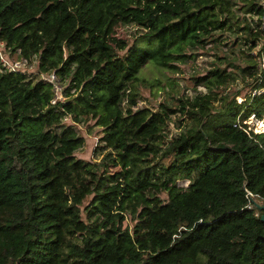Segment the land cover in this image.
<instances>
[{
  "label": "trees",
  "instance_id": "1",
  "mask_svg": "<svg viewBox=\"0 0 264 264\" xmlns=\"http://www.w3.org/2000/svg\"><path fill=\"white\" fill-rule=\"evenodd\" d=\"M241 1L0 0V50L53 72L67 97L52 104L37 73L0 70V264H264L251 201L264 204V132L246 123L264 120L259 61L225 60L253 78L240 103L214 91L237 78L218 63L195 77L205 93L134 109L146 64L176 69L224 31L257 45L261 0ZM67 115L102 128L98 162L74 156L83 138ZM177 116L188 122L168 137Z\"/></svg>",
  "mask_w": 264,
  "mask_h": 264
},
{
  "label": "rangeland",
  "instance_id": "2",
  "mask_svg": "<svg viewBox=\"0 0 264 264\" xmlns=\"http://www.w3.org/2000/svg\"><path fill=\"white\" fill-rule=\"evenodd\" d=\"M237 8L243 6L244 2L237 0ZM242 10H238L236 13H241ZM114 35L117 38L125 39L129 44L134 43L139 38L138 31L135 26H121L115 27ZM228 34V32H222L219 36L218 42L216 44H207L203 49H197V56L194 59H187L185 61L174 62L176 69L173 68H160L152 63H148L142 67L138 73V83L133 88V93L135 92V98L137 104L134 107L141 108L146 107L153 111L159 108L161 103H167L171 107H174L177 103L178 97H188L191 99L199 93H205L208 89L202 85L195 83V77L199 75H205L209 69L220 64V67L226 68L227 71H236L230 62L239 67H246L251 64L250 58L246 55H251L253 60H258L259 49L261 47V40L257 41V45L249 50L250 44H244V35ZM221 58H218V57ZM226 57V58H224ZM225 60H230L227 64ZM23 62V58L20 59ZM27 69V74H32L36 76V62L33 61L32 64L27 65L24 63L22 65ZM261 69L263 66L261 64ZM264 70V69H263ZM36 74V75H34ZM236 79L231 81L220 88H215L214 91L222 96H227L229 99H235L236 102L240 103L247 96L254 94V81L253 78L247 74H242L239 70L236 71ZM57 78V77H56ZM57 78V91L55 96L58 101L66 100L65 92L63 90L64 86ZM159 85V86H158ZM73 92V89L70 91ZM131 94L126 97L125 102L129 101ZM218 103V102H216ZM178 117L174 120L175 123H171L166 129V135L168 137L176 134L180 129L184 128L188 120L183 118L178 120ZM264 121V120H263ZM263 121H259L253 117H249L246 120L248 124V129L251 128L254 133L261 132L260 124ZM64 122L67 125H72L76 130L77 134L83 138V144L75 152L74 156L83 160H90L98 162L107 149H102L99 138L102 136V128L95 124L93 119H89L86 122L76 123L72 120L71 116H66ZM108 172L113 173L118 170V167L108 166ZM189 183L188 180L182 179L177 181L179 187H185ZM164 197V194H161ZM255 199V198H254ZM259 204H263V201L255 199ZM254 207V205H252ZM130 215H126L124 226L131 228L133 226Z\"/></svg>",
  "mask_w": 264,
  "mask_h": 264
},
{
  "label": "built area",
  "instance_id": "3",
  "mask_svg": "<svg viewBox=\"0 0 264 264\" xmlns=\"http://www.w3.org/2000/svg\"><path fill=\"white\" fill-rule=\"evenodd\" d=\"M260 4L263 8V14L260 17V25H259V29L262 33V36L260 38L261 40V47H260V51H259V55H258V60L261 59L259 66L261 67V64L263 66L264 69V52H263V48H264V0L260 1ZM259 40V41H260ZM2 46V43H0V48ZM19 57H14L13 60L9 59L8 54H6L5 52H2L0 50V70L1 71H21L23 73L28 72L27 69L25 67H23L22 65L24 63H26L27 65H29V62L27 59L23 58V62H20ZM262 69V70H263ZM264 71V70H263ZM39 78H41L42 80L50 83L53 87V91H54V97L51 100V103L54 104L56 101H58V99L55 96V92L57 91V78L55 76L54 73H37ZM60 101V100H59Z\"/></svg>",
  "mask_w": 264,
  "mask_h": 264
},
{
  "label": "water",
  "instance_id": "4",
  "mask_svg": "<svg viewBox=\"0 0 264 264\" xmlns=\"http://www.w3.org/2000/svg\"><path fill=\"white\" fill-rule=\"evenodd\" d=\"M251 201H252L253 205L255 206V208L264 210V204L257 203L253 198H251ZM260 219H261V221L264 222V212L262 213Z\"/></svg>",
  "mask_w": 264,
  "mask_h": 264
},
{
  "label": "bare ground",
  "instance_id": "5",
  "mask_svg": "<svg viewBox=\"0 0 264 264\" xmlns=\"http://www.w3.org/2000/svg\"><path fill=\"white\" fill-rule=\"evenodd\" d=\"M259 124H260L261 131H264V121Z\"/></svg>",
  "mask_w": 264,
  "mask_h": 264
},
{
  "label": "clouds",
  "instance_id": "6",
  "mask_svg": "<svg viewBox=\"0 0 264 264\" xmlns=\"http://www.w3.org/2000/svg\"><path fill=\"white\" fill-rule=\"evenodd\" d=\"M38 73V72H37ZM42 73V72H41ZM50 73H53V72H50ZM261 132H264V131H261Z\"/></svg>",
  "mask_w": 264,
  "mask_h": 264
}]
</instances>
